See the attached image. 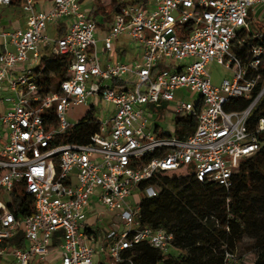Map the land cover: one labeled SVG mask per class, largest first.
<instances>
[{
    "label": "built area",
    "instance_id": "2783aa9c",
    "mask_svg": "<svg viewBox=\"0 0 264 264\" xmlns=\"http://www.w3.org/2000/svg\"><path fill=\"white\" fill-rule=\"evenodd\" d=\"M14 3L26 26L0 31V264H136L129 251L143 241L168 251L173 232L139 219L137 198L158 193L153 177L185 170L229 187L241 160L262 147L264 17L259 33L249 19L264 0L130 2L113 15L106 59L82 0H53L48 9L38 0H0V16ZM62 21L66 33L52 41L48 26L58 32ZM123 36L132 61L113 59ZM250 38L260 43L241 57L234 48ZM51 53L70 63L57 89L41 91L35 66ZM213 61L231 73L220 84L208 70ZM181 90L197 100L177 98ZM233 98L250 103L227 110ZM82 103L97 130L87 142L64 141L78 123L66 112ZM104 103L112 108L101 115ZM149 105L174 120L194 115L196 127L184 138L150 127ZM16 202L32 212L18 215Z\"/></svg>",
    "mask_w": 264,
    "mask_h": 264
},
{
    "label": "trees",
    "instance_id": "16d2710c",
    "mask_svg": "<svg viewBox=\"0 0 264 264\" xmlns=\"http://www.w3.org/2000/svg\"><path fill=\"white\" fill-rule=\"evenodd\" d=\"M139 1L142 0L131 3ZM128 3L111 0L101 5L96 1L90 15L94 19L100 15L103 23L108 24ZM58 29L60 36L65 35L66 25H59ZM243 36L244 31H240L238 37ZM257 43L259 39L250 38L245 48L235 46L234 50L244 57L251 45ZM69 63L67 56L43 55L35 66L41 91L57 89L66 78ZM249 103V99L233 98L225 108L244 109ZM196 124L194 115L175 117V129L181 138L193 131ZM96 130L89 115L78 121L74 134L65 136L64 141L87 142ZM258 138L263 143L261 149L241 160L229 187L210 179L201 181L191 171L159 173L153 177L149 183L160 191L156 196H146L147 206L140 204L139 219L145 225L173 232L174 239L168 251L146 241L136 244L129 251L136 264H264V131ZM164 194L169 197L167 202L162 200ZM24 199L28 201V197ZM12 208L18 215L32 212L29 203L19 208L16 202Z\"/></svg>",
    "mask_w": 264,
    "mask_h": 264
},
{
    "label": "rangeland",
    "instance_id": "374dc122",
    "mask_svg": "<svg viewBox=\"0 0 264 264\" xmlns=\"http://www.w3.org/2000/svg\"><path fill=\"white\" fill-rule=\"evenodd\" d=\"M85 1H86V4L88 7H92L96 1H98L101 5H107V3L109 4L111 2V0H85ZM127 1L132 2L133 0H127ZM258 6L260 7L259 10L257 12H255L253 9L251 16H250V19H249L250 29H251V31H253L255 33H259L261 31V26H262L261 23H262V19L264 17V4L258 5ZM17 8H18L17 17H19V18L24 17V19H25L26 14L22 10V7L20 6L19 3H18ZM38 8L45 9V8H42L41 5H38ZM6 13L7 12L5 11L4 15ZM8 16L13 17V15L11 13H8ZM3 18H6V17H3ZM96 19L98 20V22L103 23L100 15H98L96 17ZM9 28L10 27H4V26L1 27L0 26V31L1 30H8ZM108 30H109V27H108L107 23H105V22L100 27H98V29H97L96 35H98V40H99V43H98L99 52H101L100 51L101 39H102V37L107 35ZM47 34L49 35V38L52 41H54L58 36V32H57L56 28L54 26H52L51 24L48 26ZM123 40H126V36H123L120 41H123ZM52 46L53 45H51V47ZM100 55L103 58L101 53H100ZM208 70L212 76L213 82L216 84H220L221 80L224 77H230V75H231V73L223 65L219 64L216 61H213L208 65ZM176 95H177V98L186 97V98L193 100L194 102L197 100V97H198L197 93H192V92L187 93V91H183V90L177 91ZM103 105H104V110L100 111L101 115L107 114L112 108V106L110 104L104 103ZM146 109H147V111L150 110L151 115L154 118H156V119L150 121V123H149L150 127H152L155 123H159L160 125L161 124L163 125V128L165 130L170 131V132L174 131L175 120H174V114L171 111H168L164 108H160L159 110H157V109H154L151 105H149ZM91 113H92L91 105L86 104V103H82V104H78V105H72L68 109V111L66 112V117L70 123H76L77 121L88 117ZM183 171L185 173L188 172L185 170H183ZM158 191H160L159 188H158ZM162 200L164 202H167L169 200V197H167V195L164 194L162 197ZM148 202H149V199H147L144 194L137 198V203L143 205L144 207L147 206ZM1 260L2 259H0V262H1Z\"/></svg>",
    "mask_w": 264,
    "mask_h": 264
},
{
    "label": "crops",
    "instance_id": "0c3cea01",
    "mask_svg": "<svg viewBox=\"0 0 264 264\" xmlns=\"http://www.w3.org/2000/svg\"><path fill=\"white\" fill-rule=\"evenodd\" d=\"M82 2H83L84 7L91 12L94 5L92 7H88L85 0H82ZM52 3H53V0H38V5H41V7L45 8V9L50 8ZM17 6H18V3H14V4H12L8 7H5L3 9L2 16H0V26L1 27L4 26V27L12 28V27H25L26 26V18L24 19V17L23 18L17 17V15H18ZM5 11L7 12L5 14L6 16L4 15ZM8 13H11L13 15V17L8 16ZM3 17H6V18H3ZM25 17H26V15H25ZM112 18H113V16H112ZM97 22H98V20H97ZM99 23L100 22H98V25H99ZM110 24H111V21L107 24L109 28H110ZM59 25H66V24L64 23V21H62L56 25L57 28ZM66 30H67V25H66ZM58 32H59V29H58ZM104 37H102V39H101L100 51H102L101 54H102L103 58L106 59V54L103 53V39H104ZM97 39H98V35H97ZM98 43H99V40H98ZM135 57H136L135 51L133 48L130 47L127 40L118 41L116 43V53L113 56V59L122 60V61H132V60H134ZM154 125L159 126L160 124L155 123ZM162 127H163V125H162ZM94 218H95V212L90 214L89 220L92 221V220H94Z\"/></svg>",
    "mask_w": 264,
    "mask_h": 264
}]
</instances>
